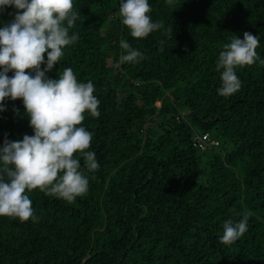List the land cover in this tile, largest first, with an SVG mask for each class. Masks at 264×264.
<instances>
[{
    "label": "trees",
    "instance_id": "1",
    "mask_svg": "<svg viewBox=\"0 0 264 264\" xmlns=\"http://www.w3.org/2000/svg\"><path fill=\"white\" fill-rule=\"evenodd\" d=\"M73 2L78 39L46 76L70 67L94 84L100 116L82 126L99 168L80 157L88 192L71 203L26 193L35 222L0 217V264H264V64L237 68L241 88L227 97L217 71L223 45L245 32L264 60V0H148L164 27L144 39L122 24L123 0ZM17 12H0V27ZM122 39L143 59L117 67ZM4 108L0 147L34 135L22 100ZM194 132L220 146L197 150ZM245 212L248 230L222 244L224 222Z\"/></svg>",
    "mask_w": 264,
    "mask_h": 264
},
{
    "label": "clouds",
    "instance_id": "2",
    "mask_svg": "<svg viewBox=\"0 0 264 264\" xmlns=\"http://www.w3.org/2000/svg\"><path fill=\"white\" fill-rule=\"evenodd\" d=\"M9 6L18 12L12 23L0 27V112L5 111L7 99L22 100L34 135L15 142L5 139L0 147V217L35 222L26 193L39 190L69 203L87 194L89 180L81 171L80 157L90 172L98 170L99 164L89 150L92 133L82 125L86 113L100 116V101L94 84L79 82L70 67L58 79L46 76L59 64L64 49L78 39L75 33L69 35L79 17L73 0H0V12ZM151 11L148 0H123L119 16L131 37L144 39L164 27L162 21H152ZM259 44L258 36L245 32L243 39L234 35L223 45L217 62V71L222 70L221 96L240 90L237 68L258 60L264 64L256 51ZM120 47L125 54L117 67L143 59L127 41L122 39ZM45 54L46 67L41 70ZM250 215L245 212L236 223L225 221L221 243L231 245L240 239L248 230Z\"/></svg>",
    "mask_w": 264,
    "mask_h": 264
},
{
    "label": "built area",
    "instance_id": "3",
    "mask_svg": "<svg viewBox=\"0 0 264 264\" xmlns=\"http://www.w3.org/2000/svg\"><path fill=\"white\" fill-rule=\"evenodd\" d=\"M192 143L199 151H207L220 146V140L208 132H194L192 136Z\"/></svg>",
    "mask_w": 264,
    "mask_h": 264
},
{
    "label": "rangeland",
    "instance_id": "4",
    "mask_svg": "<svg viewBox=\"0 0 264 264\" xmlns=\"http://www.w3.org/2000/svg\"><path fill=\"white\" fill-rule=\"evenodd\" d=\"M157 105L160 106L161 105V102H157Z\"/></svg>",
    "mask_w": 264,
    "mask_h": 264
}]
</instances>
